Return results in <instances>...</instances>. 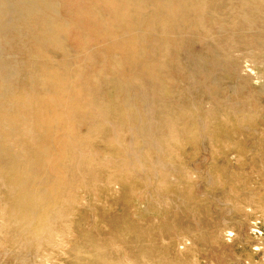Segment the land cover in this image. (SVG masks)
<instances>
[{
	"label": "bare ground",
	"instance_id": "bare-ground-1",
	"mask_svg": "<svg viewBox=\"0 0 264 264\" xmlns=\"http://www.w3.org/2000/svg\"><path fill=\"white\" fill-rule=\"evenodd\" d=\"M70 220L67 264L264 244V0H0V264H53Z\"/></svg>",
	"mask_w": 264,
	"mask_h": 264
},
{
	"label": "rangeland",
	"instance_id": "rangeland-1",
	"mask_svg": "<svg viewBox=\"0 0 264 264\" xmlns=\"http://www.w3.org/2000/svg\"><path fill=\"white\" fill-rule=\"evenodd\" d=\"M96 143L94 145L95 149H97L96 147H99L97 150L99 151H102L103 150V144L102 143ZM99 144V145H97ZM85 194V195H84ZM87 194L84 192V190H81V191H78L76 193V195L72 196V195H69V197H67L68 200H70L72 202L75 201V203H73V207H74V210H76V214L79 212L80 213V218H84L86 219L87 221L86 222H89L91 221L90 219H92V222L90 223L92 227L94 228H98L99 230H103V229H111V226L108 224L107 222V218L111 219V215L113 214L112 211L109 210V204H107L105 201H103V203L101 202L102 200H96V201H93V200H90L91 196H86ZM77 196V197H76ZM77 199V200H75ZM93 199V198H92ZM86 200V201H85ZM90 201L91 205H89V202ZM85 201V203H84ZM87 202H88V205H87ZM98 202H101V203H98ZM98 203V204H96ZM104 204V205H103ZM78 205V206H77ZM83 205V206H82ZM91 206V208H90ZM98 206V207H97ZM104 206L106 212H99V210ZM80 207V208H79ZM86 207H87V210H86ZM78 208V209H77ZM95 208V209H94ZM248 208V205L247 203L245 204V202H241L239 203L238 207L236 208V210L238 209L239 211L241 210H246ZM237 210V211H238ZM93 211V213H92ZM97 211V213H96ZM99 212V213H98ZM111 212V213H110ZM88 213V214H87ZM103 213H106L103 215ZM110 213V214H109ZM152 213L154 212H148L146 214V216H150ZM96 214V215H95ZM107 214H109V216H107ZM99 215V217H98ZM156 214H152L151 216H154ZM103 216V217H102ZM86 217V218H85ZM94 218V219H93ZM100 218V219H99ZM257 218V219H256ZM259 218H262L261 214L257 215L256 217H254V223L256 222H261L259 220ZM71 222V223H70ZM69 224H70V229L66 231V233L63 231V234H61L58 238L59 241H57V243H61L63 242V247H59L55 253H52L51 255H49L51 257V261H53L52 263L53 264H67L66 263V260L68 258H65V256H62L61 253H68L70 255L71 251L69 250V240L72 239L73 237L71 236L72 234L75 233V231L77 230H81V228H78L76 229L75 226L72 224V221L70 220ZM97 222H100V223H97ZM102 222V223H101ZM96 223V224H95ZM107 223V224H106ZM95 224V225H94ZM94 225V226H93ZM149 225V224H148ZM109 226V227H108ZM151 227L152 225L148 226L147 229L151 230ZM109 229V230H110ZM262 231V230H261ZM78 232V231H77ZM76 232V233H77ZM65 236V237H64ZM67 240V241H66ZM65 241V243H64ZM257 242H259L257 240ZM73 246H76L74 243H73ZM66 248V249H65ZM62 249V250H61ZM65 249V250H64ZM70 251V252H69ZM60 254H59V253ZM233 256L232 258H234L237 262V264H264V244H260V245H247L246 247H243V246H240V247H237V248H233ZM55 254V255H54ZM72 254V253H71ZM74 254H75V251H74ZM74 254L72 255L74 257ZM57 255V256H56ZM60 255V256H59ZM55 257V258H54ZM64 259V260H63ZM60 260V261H59ZM238 260H240V262H238ZM59 262V263H58Z\"/></svg>",
	"mask_w": 264,
	"mask_h": 264
}]
</instances>
